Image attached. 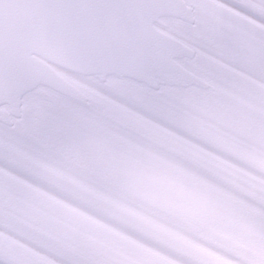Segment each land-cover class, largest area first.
Masks as SVG:
<instances>
[{
    "label": "snow or ice",
    "instance_id": "snow-or-ice-1",
    "mask_svg": "<svg viewBox=\"0 0 264 264\" xmlns=\"http://www.w3.org/2000/svg\"><path fill=\"white\" fill-rule=\"evenodd\" d=\"M0 264H264V0H0Z\"/></svg>",
    "mask_w": 264,
    "mask_h": 264
}]
</instances>
